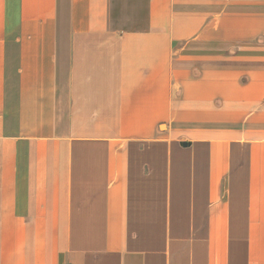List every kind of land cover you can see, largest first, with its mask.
I'll return each instance as SVG.
<instances>
[{
  "label": "crops",
  "instance_id": "1",
  "mask_svg": "<svg viewBox=\"0 0 264 264\" xmlns=\"http://www.w3.org/2000/svg\"><path fill=\"white\" fill-rule=\"evenodd\" d=\"M233 3L264 22V0ZM92 23L69 46L0 39V264H264L232 165L243 143L187 136V89L218 78L226 45L189 42L205 55L193 79L171 69L190 66L171 46H133L131 31L110 45Z\"/></svg>",
  "mask_w": 264,
  "mask_h": 264
},
{
  "label": "rangeland",
  "instance_id": "2",
  "mask_svg": "<svg viewBox=\"0 0 264 264\" xmlns=\"http://www.w3.org/2000/svg\"><path fill=\"white\" fill-rule=\"evenodd\" d=\"M210 1L215 0H0V39L17 42L25 36L28 41L47 32L58 46H69L75 32L97 25L92 21L99 18L110 45L131 31L133 46L159 50L171 46L173 57L190 65L174 64L171 69L200 79L204 65L199 60L205 57L204 51L198 46L191 48L189 42L216 34L218 42L226 45L225 52L217 46L218 63L228 64L218 66L215 80L187 89L196 95L186 94V122L196 128L187 136L194 140L207 137L222 145L243 143V152H235L232 165L234 173L242 175L244 187L248 183L251 255H260L264 263V29L254 31L248 43L243 41L249 29L256 30L253 27L264 26V22L249 21L247 16L240 17L244 11L228 6L252 0H228L223 9L206 6ZM211 17L218 21L210 23ZM170 80H174L172 74ZM177 91L171 88L172 94ZM210 94L211 105L205 99ZM169 125L168 120L159 123L162 132H167ZM244 127L249 132L244 133ZM199 130L203 134H198Z\"/></svg>",
  "mask_w": 264,
  "mask_h": 264
},
{
  "label": "water",
  "instance_id": "3",
  "mask_svg": "<svg viewBox=\"0 0 264 264\" xmlns=\"http://www.w3.org/2000/svg\"><path fill=\"white\" fill-rule=\"evenodd\" d=\"M184 144H186V143H184Z\"/></svg>",
  "mask_w": 264,
  "mask_h": 264
}]
</instances>
